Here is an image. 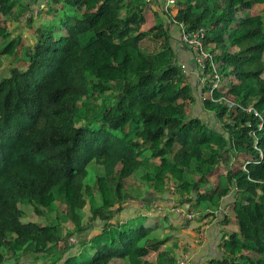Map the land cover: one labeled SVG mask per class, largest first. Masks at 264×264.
<instances>
[{
  "label": "trees",
  "instance_id": "trees-1",
  "mask_svg": "<svg viewBox=\"0 0 264 264\" xmlns=\"http://www.w3.org/2000/svg\"><path fill=\"white\" fill-rule=\"evenodd\" d=\"M174 1L0 0V264H176L163 196L203 222L229 194L205 264H264V0ZM173 20L205 30L216 89L185 81Z\"/></svg>",
  "mask_w": 264,
  "mask_h": 264
},
{
  "label": "built area",
  "instance_id": "built-area-1",
  "mask_svg": "<svg viewBox=\"0 0 264 264\" xmlns=\"http://www.w3.org/2000/svg\"><path fill=\"white\" fill-rule=\"evenodd\" d=\"M147 2L149 0H146ZM162 10L167 12H171L172 16H175L177 13V9H175V1L174 0H166ZM173 28L176 29L178 35V42L185 47L188 54L191 56L193 61V65L198 75V92L203 89L208 82H211L209 86H212L213 90L216 89L220 82V73L217 65H215L210 57V55L204 50V42H205V30L203 28L186 30V27L183 24H177L174 20L172 21ZM183 73L185 74V81L191 84V72L187 68L185 64H179ZM210 67L212 69V77L209 74H206L205 71ZM202 99V97H201ZM225 105L230 109L234 106V102L232 100L225 99ZM170 194L173 191L172 186L169 187ZM226 201L227 205H222V212L225 214L229 213L230 205L234 201L233 194H229L225 199H223L224 203ZM171 212L179 218L181 223H193L195 219V215H190L186 212V210L182 208H171ZM202 238L198 236L195 244H200ZM192 253L189 250L183 249L181 250L176 258V264H193L192 262Z\"/></svg>",
  "mask_w": 264,
  "mask_h": 264
},
{
  "label": "crops",
  "instance_id": "crops-1",
  "mask_svg": "<svg viewBox=\"0 0 264 264\" xmlns=\"http://www.w3.org/2000/svg\"><path fill=\"white\" fill-rule=\"evenodd\" d=\"M152 2H153V6H154V9H155L156 13L161 15L162 11H163L162 7H163L165 1H163V0H152ZM150 25H152V22L150 24H148V26H150ZM171 29H172L173 36L176 39H178L177 38L178 35H176V33L174 31V28H171ZM176 47H177V58H178L179 64L180 63L181 64H185L187 66V68L189 69V71L191 72V76L190 77H191V85H192L193 84L192 79L194 77H198V75H197V72H196L195 67L193 65V61L191 59V56L188 54V52H187V50L185 49L184 46L177 45ZM190 111H191L192 117L200 118V119L204 120L205 123H210V125H213V126L217 124L214 121V117H212V114H210V113L208 114L207 112H205L202 109V106H201L200 102H198V101H195V103L191 106ZM205 212H211V210H208V211H205ZM174 217L175 218L172 219V225L178 231L180 229H184V230H182V232H184L185 228H183V226L181 225L179 219L176 216H174ZM123 219H126V218H123ZM173 222L176 223V224H174ZM209 222L210 221H208V220H203L202 223L196 224V226H198V225L203 226V224H206L205 234L207 236L204 237V241H203L202 245L200 244V245L192 246L191 242H186V241H184V243H186L188 246L184 245V243L179 242V240L176 238V235L178 233V231H176L175 232V238H176V241L178 243V248H176V252H175L176 255H178V253L181 250L186 249L188 247H191L190 251L192 252V255H193L192 256V261L195 264H205V261H207L208 259L220 256L219 245L221 243V237H222L221 231H222L223 227L219 226L218 224H216L218 222V219L212 220L211 223L208 224ZM209 251H211L213 253V255H209V253H208ZM197 252L200 253L199 256H197Z\"/></svg>",
  "mask_w": 264,
  "mask_h": 264
},
{
  "label": "rangeland",
  "instance_id": "rangeland-1",
  "mask_svg": "<svg viewBox=\"0 0 264 264\" xmlns=\"http://www.w3.org/2000/svg\"><path fill=\"white\" fill-rule=\"evenodd\" d=\"M147 21H148V24H150L151 22L153 23V20H152V18H151L150 15H149ZM14 26H17V24H14ZM20 26H22L21 22H20ZM174 29H175V28H174ZM175 30H176V29H175ZM177 38H178V37H177ZM175 41H176V42H175L174 44H175V45H179L178 39H176ZM143 47H144V50L147 51V52H151V51H153V49H154V45H153L152 43H149V42H145V43L143 44ZM13 66H14V65H12L11 67H13ZM192 81H193V84H195V85L197 86V88H199V86H198V81H199L198 77H194V78L192 79ZM100 173H101V172L98 171V170H92V171H91V176H90L89 179L92 180L95 176H97V175L100 174ZM131 182H132L133 184H132ZM129 184H130V185L132 184V185L137 186V185L139 184L138 176L133 177V178L131 179V181H129ZM146 198H148V196H146ZM172 198H173V195H169L168 198H167L166 196H163V199H168V203H164V204L167 205V208H164V209H163L165 212H168V213H169V210H170L172 207H174V206H173L174 203H173ZM157 205H158V206H162L163 203L157 201ZM222 205L226 206V205H227L226 201H225ZM159 209H161V208H159ZM183 209H184V208H183ZM184 210H186V209H184ZM210 210L213 211V212H215L216 218H217L218 220H223V219H224V213L221 211V210H222V206H221V208L219 209V211H217V210H212L211 208H210ZM153 211H154L153 208H149V209H147V210H142L141 212H142L144 215H147V216H146L145 220L138 221V222L148 223V222L151 221V220H155V219H157L158 224H159V226H160V227H159V230H161L165 236H171V235H173V234H174L173 230H169V229L164 228V220L162 219V216L158 215V213H155V212H153ZM205 211H206V209H205ZM205 211H204V212H205ZM133 212H134V209H130V210L124 212V214L121 216V218H122V219H123V218H127L128 215L132 214ZM152 212H153V213H152ZM148 215H150V216H148ZM227 215H228V214H227ZM25 217H26L27 220H30V221H36V217H35L34 213L26 214ZM170 217H171V219H174V218H175L174 215L171 214V212H170ZM178 219H179V218H178ZM207 220L210 221L208 224H210L211 221H212V220H209V219H207ZM173 223H174V222H173ZM180 223H181V222H180ZM194 223H195V224H194ZM200 223H202V222H198V221L195 220V221H193V223H192V225H191L190 227L187 226V224H189L188 222H187V223H186V222H185V223H181V225L183 226V228H185V231L182 232V230H184V229H180L179 231L177 230L178 233H177V235H176V238L179 240V242H182V243H184V241H186V242H191V243H192V246H195V245H197V244H195V243H196V240L198 239V236H200V238H202L200 244L202 245V243H203V241H204V237H206L207 235L205 234V231H206V224H203V226H201V225L196 226V224H200ZM174 224H176V223H174ZM236 225H237V224H236ZM204 227H205V228H204ZM223 228H225V230H227V231H230V230H231V227H230V226H228V227H224V226H223ZM237 228H238V227H237ZM192 234H193V235H192ZM74 241H75V239H74ZM200 244H198V245H200ZM184 245L188 246L186 243H184ZM190 248H191V247H188V248H186V250H189V251H190ZM190 252H191V251H190ZM191 253H192V252H191ZM208 253H209V255H213V253H212L211 251H209ZM199 255H200V253L197 252V256H199ZM207 256H208V255H207ZM205 258H206V257H205ZM192 262H193V261H192ZM24 264H25V263H24ZM193 264H195V263H193Z\"/></svg>",
  "mask_w": 264,
  "mask_h": 264
},
{
  "label": "water",
  "instance_id": "water-1",
  "mask_svg": "<svg viewBox=\"0 0 264 264\" xmlns=\"http://www.w3.org/2000/svg\"><path fill=\"white\" fill-rule=\"evenodd\" d=\"M179 45H181L180 43H179ZM182 46V45H181ZM199 85V84H198Z\"/></svg>",
  "mask_w": 264,
  "mask_h": 264
}]
</instances>
